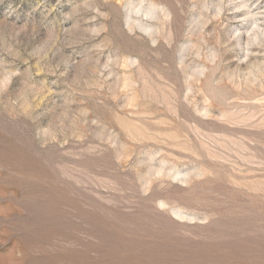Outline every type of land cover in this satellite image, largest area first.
I'll return each mask as SVG.
<instances>
[{"label": "rangeland", "instance_id": "obj_1", "mask_svg": "<svg viewBox=\"0 0 264 264\" xmlns=\"http://www.w3.org/2000/svg\"><path fill=\"white\" fill-rule=\"evenodd\" d=\"M0 264H264V0H0Z\"/></svg>", "mask_w": 264, "mask_h": 264}]
</instances>
